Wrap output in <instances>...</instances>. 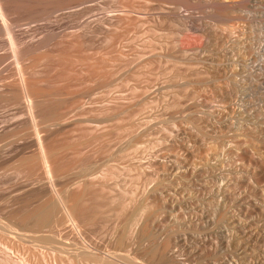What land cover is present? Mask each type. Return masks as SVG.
I'll return each mask as SVG.
<instances>
[{
    "label": "rangeland",
    "instance_id": "1",
    "mask_svg": "<svg viewBox=\"0 0 264 264\" xmlns=\"http://www.w3.org/2000/svg\"><path fill=\"white\" fill-rule=\"evenodd\" d=\"M13 1L17 12L0 18V228L9 229L12 210L39 207L53 208L44 229L59 226L34 241L4 237L14 264H70L56 238L74 240L73 264H264V0H71L63 10ZM21 50L28 57L19 60ZM213 61L225 65L220 74ZM19 63L56 107L39 121L67 150L53 184L42 158H21L37 137L18 91ZM100 99L110 135L101 154L70 132L71 119L94 117ZM218 114L220 124L200 123ZM89 175L105 176L128 205L89 203L95 219L76 211L78 235L56 191L89 196L100 187Z\"/></svg>",
    "mask_w": 264,
    "mask_h": 264
},
{
    "label": "bare ground",
    "instance_id": "2",
    "mask_svg": "<svg viewBox=\"0 0 264 264\" xmlns=\"http://www.w3.org/2000/svg\"><path fill=\"white\" fill-rule=\"evenodd\" d=\"M45 2L48 0H44ZM52 3H63L64 6L59 8L60 10L66 9L71 7L70 3L71 0H50ZM257 1V0H256ZM234 2V1H233ZM230 4V3H229ZM223 5V4H222ZM17 8L16 5L14 3L13 0H0V18L3 19V17H5V15L7 16H11L14 13L17 12ZM189 19V18H188ZM190 20V19H189ZM188 20V21H189ZM202 41V40H201ZM201 43V42H200ZM201 45V44H200ZM180 46V45H179ZM189 47V46H188ZM191 47V46H190ZM184 49V48H183ZM193 49V48H192ZM202 49V48H201ZM180 52V51H179ZM187 52V51H186ZM17 53V57L19 60H21V58L27 56L28 57V51L26 50H21L20 52H16ZM183 53V52H182ZM98 54H102L101 51L98 52ZM171 57V56H170ZM218 58V57H217ZM221 58V57H220ZM226 59H229V56H225ZM176 59V58H175ZM185 60V59H184ZM189 60V59H188ZM222 60V58H221ZM186 62L187 59L185 60ZM191 61V60H190ZM204 62V61H203ZM206 62V61H205ZM227 64V63H226ZM229 64V63H228ZM230 65V64H229ZM211 66L213 67L215 73L220 74L222 69L225 67L224 64H221L220 62H211ZM228 66V65H227ZM227 69V67H226ZM98 74L101 73V69L97 70ZM18 74H19V87H18V91L20 93V95L24 98L26 105H27V113L31 119V124H32V128L36 134L37 137V142H36V149L32 152V155H23L21 158H42V162H43V169L45 171V173L47 174L48 178L51 180L52 184H53V174L55 171V166L56 164L62 160V158H68L67 150L64 148L63 146V141L62 139H59V135L57 134H52L49 130H44L45 134H42V130H41V125L39 124L42 120H44L45 118H47V116H51L54 115L56 113V107H54L53 105H50L49 103H46V101L44 100V93H43V86H42V79L37 75H33L31 74V72L28 70V68L26 66H23L22 64L19 63L18 66ZM33 75V76H32ZM216 80L214 79V82ZM218 87V86H217ZM95 90V89H94ZM226 92V91H225ZM148 94V93H147ZM14 96V95H13ZM87 96V95H86ZM81 98V97H80ZM46 99V98H45ZM83 99V98H82ZM85 100V99H84ZM53 104V103H52ZM97 107L95 108L97 113H95L94 117H89L87 115V113H83L78 117H74L73 119H71V125H70V132H71V136L72 138H77L79 139V142L82 148H86V146H88L87 144L89 142H95L96 143V149L101 153L104 152L106 144H107V140L109 138V134L106 132V118L104 117V111H105V103L104 101H102V99L97 101ZM261 106L263 104L259 103ZM85 105V104H84ZM263 107V106H262ZM78 109V108H77ZM225 111V110H224ZM79 112V111H78ZM221 113V112H220ZM75 114V113H74ZM66 115V114H65ZM134 113H131V116L133 117ZM67 116H65L66 118ZM130 117V116H128ZM203 117V116H202ZM201 117V118H202ZM216 117L215 120L213 119H202L200 121V123L202 124H212V123H221L222 117L221 114H218V116H214V118ZM64 118V117H63ZM40 121V122H39ZM51 121V120H50ZM43 122V121H42ZM220 122V123H219ZM50 123V122H49ZM249 124V123H247ZM47 125V124H46ZM200 126V125H199ZM206 126V125H205ZM209 126V125H207ZM215 126V125H213ZM210 127V126H209ZM46 128V127H45ZM203 128V127H202ZM92 131L93 134H89V132ZM35 136V135H34ZM88 150V149H87ZM86 150V151H87ZM80 151V150H79ZM84 152V151H83ZM71 156V155H70ZM100 157V156H99ZM176 160V159H175ZM174 160H172L173 162ZM164 162V161H163ZM171 162V161H169ZM177 162V160H176ZM203 162V160H202ZM167 164V162H165ZM170 164V163H169ZM176 164V163H175ZM172 165V163H171ZM64 166V165H63ZM92 175V174H91ZM94 175V173H93ZM96 175V174H95ZM88 177H94L91 178V181L96 182L99 184V189L96 190L94 193H91L89 196L84 195L83 192L77 190V191H69L70 188L66 189L64 193L58 192L56 190H54L53 192H57L58 197L60 198V202L59 205L62 209V212L65 214L66 216V222H70L73 227L75 228L76 232L78 233V235H81L82 232H80L81 230L78 228V222L76 220V211L81 212V214L86 215L88 217L89 220H93L94 218V214L91 213L90 210V206L89 203L93 202L97 207H99V210H107L111 207H113L115 205V207L121 208L123 206H125L126 201L120 196V194H117L113 191V189H110V187L106 184V180H105V176H99V177H95V176H88ZM87 177V178H88ZM86 178V180H87ZM84 180V179H83ZM78 182V181H77ZM74 183L75 184L77 183ZM85 182V181H84ZM87 182V181H86ZM80 183V182H79ZM83 183V181L81 182ZM80 183V184H81ZM88 183V182H87ZM83 185V184H82ZM97 185V184H96ZM76 186H79L78 184H76ZM91 187V186H90ZM82 188V187H81ZM86 187L85 190L87 191ZM95 188V187H94ZM95 190V189H94ZM264 191V190H263ZM86 193V192H85ZM90 193V192H89ZM85 196L87 198H85ZM87 199V201H86ZM252 199V197H251ZM257 201V198H254ZM125 201V202H124ZM249 205H253L255 206V204H257V202H253L249 199L247 202ZM46 204V203H45ZM44 204V205H45ZM92 204V205H94ZM127 204V203H126ZM261 204V203H260ZM259 204V206H260ZM1 205V204H0ZM54 205V204H53ZM128 205V204H127ZM51 206V205H50ZM53 207V206H52ZM58 207V206H57ZM140 207V206H139ZM59 209V208H56ZM55 209V210H56ZM250 209L249 206H245L244 208H242V212H247ZM5 212V211H4ZM53 212V208L51 207H39V208H34V209H25V208H21V209H16V210H12L11 211V216L13 218L12 223H9V226L7 229V226H5L3 224V227L5 226V230H2L0 228V248L2 249V256H0V264H14V262L11 260L9 254L5 253V251H10L9 249L10 244H8L9 242L6 241V239H4V237H8L9 241L12 238V240H16L17 239H31L30 241H34L35 237H36V233L37 231H48L50 234L55 233V228L59 226H57V224H53L54 226L51 227L50 230L44 229L46 227V225L48 227H50L49 225V221L51 220L50 218L52 217V213ZM136 212V211H135ZM80 214V215H81ZM54 215H56L54 213ZM101 215V214H99ZM3 216V215H2ZM9 217V216H8ZM54 217V216H53ZM98 218V217H97ZM238 222L241 223L240 218L237 216L236 217ZM2 220V217L0 218ZM50 219V220H49ZM57 219V218H56ZM54 219V220H56ZM65 219V218H64ZM95 219V218H94ZM0 220V223H2V221ZM4 221V220H3ZM6 221V220H5ZM97 221V219H96ZM63 222V221H62ZM64 221V223H66ZM93 222V221H92ZM5 223V222H4ZM56 223V222H54ZM58 223V222H57ZM146 223V222H145ZM62 224V223H61ZM67 224V223H66ZM81 224V223H80ZM89 224V223H88ZM2 225V224H0ZM62 226V225H61ZM70 226V224H69ZM144 226V225H143ZM1 227V226H0ZM47 227V228H48ZM66 227V226H65ZM145 227V226H144ZM261 227V226H260ZM53 228V229H52ZM262 228V227H261ZM7 229V230H6ZM60 229V228H59ZM63 229V228H62ZM74 230V229H73ZM141 231V230H140ZM60 232V230H59ZM61 233V232H60ZM65 233V232H64ZM81 233V234H80ZM146 233V232H145ZM262 233V232H261ZM260 233V235H262ZM124 234V233H123ZM255 234V233H254ZM264 234V233H263ZM59 235V234H58ZM147 235V234H146ZM242 235H247V231L246 229L243 230ZM258 235V236H260ZM63 236V235H62ZM60 236V237H62ZM125 236V235H124ZM58 237V236H57ZM64 237V236H63ZM81 237V236H80ZM263 237V236H262ZM67 238V237H66ZM115 238V237H113ZM112 238V240H114ZM150 238V237H149ZM252 238V237H251ZM84 239V238H82ZM127 239V237H126ZM126 239H124L125 241H127ZM148 239V238H147ZM262 239V238H260ZM87 240V239H85ZM123 238L121 237L117 243L118 246L120 245H124L123 244ZM254 240V239H253ZM17 241V240H16ZM74 241V240H73ZM70 239H64V238H56V243L57 246L55 247V251H60L61 252V256L64 259L69 260L71 263L73 264L72 261L74 262V252L71 251L70 249V245H72L74 242ZM78 241V240H77ZM134 241V240H133ZM240 241L245 242L246 244H249L250 238L248 236L243 237L242 240L240 239ZM88 242V241H87ZM258 242V241H257ZM256 242V243H257ZM79 243V242H76ZM90 243V242H89ZM126 243V242H125ZM75 244V243H74ZM80 244V243H79ZM83 244V243H82ZM109 244V243H108ZM115 244V243H113ZM130 243H128L129 245ZM133 242L130 244L132 247ZM129 245V246H130ZM142 245V244H141ZM140 245V246H141ZM77 245H74V247ZM81 246V245H79ZM93 246V245H92ZM117 246V247H118ZM128 246V247H129ZM136 246V245H135ZM152 246V245H151ZM84 247L83 253H85L88 256H97V250H93L90 249L89 246H81ZM127 247V246H126ZM144 247V245H143ZM142 247V248H143ZM58 248V250H57ZM110 248V247H108ZM122 248V247H121ZM130 248V247H129ZM149 248V247H148ZM0 249V250H1ZM80 249V248H79ZM83 249V248H82ZM119 249V248H118ZM76 250V249H75ZM106 250V249H104ZM113 250V249H112ZM121 250V249H120ZM123 250V249H122ZM126 250V249H125ZM124 250V251H125ZM131 250V249H130ZM81 251V250H80ZM137 251V250H136ZM139 251V250H138ZM152 251V250H151ZM156 251V250H155ZM154 251V252H155ZM76 252V251H75ZM110 252V251H108ZM115 252V251H112ZM110 252V253H112ZM119 252V251H118ZM123 253V252H122ZM125 253V252H124ZM129 253V252H128ZM137 253V252H136ZM82 254V253H81ZM79 254V255H81ZM84 254V255H85ZM99 254V252H98ZM109 254V253H108ZM138 254V253H137ZM151 254V253H150ZM154 254V253H153ZM1 255V252H0ZM58 255V254H57ZM78 255V254H77ZM83 255V256H84ZM120 255V252H119ZM131 255V254H130ZM134 255V253H133ZM60 256V257H61ZM102 256V255H101ZM115 256V253H114ZM123 256H129L128 254H124ZM158 256V255H155ZM80 257V256H79ZM78 257V258H79ZM105 257V256H104ZM118 257V255H117ZM116 257V258H117ZM147 257V256H146ZM86 258V256H85ZM89 259V257H87ZM92 258V257H91ZM99 258V259H98ZM97 260L100 261V257H98ZM102 258V257H101ZM129 258L131 259V257L129 256ZM164 258V257H163ZM23 259V258H22ZM85 259V260H88ZM93 259V258H92ZM95 259V257H94ZM108 259V256H107ZM106 259V260H107ZM114 259V258H113ZM123 259V258H122ZM127 259V258H126ZM129 259V260H130ZM138 259V258H137ZM27 260V259H25ZM76 260V259H75ZM80 260L82 261L81 257ZM79 263H83L80 262ZM90 260V259H89ZM89 260L87 261L88 264H96L95 262H92L94 260H91L89 262ZM105 260V258L103 259ZM111 260V259H110ZM63 261V259H62ZM118 261V260H117ZM123 261V260H122ZM128 261V260H127ZM20 263L23 262L19 261ZM28 262V261H27ZM106 262V261H105ZM109 262V260H108ZM141 262V261H140ZM29 263V262H28ZM76 263V261H75ZM104 263V261H102V264ZM107 263V262H106ZM112 263V261H111ZM110 263V264H111ZM25 264H27L25 262ZM30 264V263H29ZM97 264H99V262L97 261ZM101 264V262H100ZM117 264V263H116ZM120 264V262H119ZM184 264V263H182ZM226 264V263H225Z\"/></svg>",
    "mask_w": 264,
    "mask_h": 264
}]
</instances>
